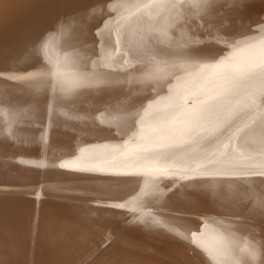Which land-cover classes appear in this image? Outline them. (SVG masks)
I'll return each mask as SVG.
<instances>
[{
    "label": "bare ground",
    "instance_id": "1",
    "mask_svg": "<svg viewBox=\"0 0 264 264\" xmlns=\"http://www.w3.org/2000/svg\"><path fill=\"white\" fill-rule=\"evenodd\" d=\"M150 5L0 0V264H264V0Z\"/></svg>",
    "mask_w": 264,
    "mask_h": 264
},
{
    "label": "snow or ice",
    "instance_id": "2",
    "mask_svg": "<svg viewBox=\"0 0 264 264\" xmlns=\"http://www.w3.org/2000/svg\"><path fill=\"white\" fill-rule=\"evenodd\" d=\"M166 2L167 0H151V5L163 6ZM188 3L192 7L199 6V0H188ZM241 51L242 49H237L223 60L207 66L211 68V74L216 78L215 81H212L214 87L218 88L224 97L236 95L241 84L249 80H258L264 84V47L259 52L258 60L242 59L239 55ZM201 91L202 94L208 95L210 100L220 99V96L211 95L203 90ZM261 94L264 95V93ZM198 102L207 103L206 101ZM157 103L159 102L157 101ZM144 113L145 115L140 117L141 121L151 116L155 120V123L147 128L142 124L138 134H143L145 131H152L161 138H167L176 134L178 130L174 126L176 122L166 120L162 108H157L154 112H149L148 109H144ZM181 114L185 118V121L194 118L193 114L188 111H183Z\"/></svg>",
    "mask_w": 264,
    "mask_h": 264
}]
</instances>
